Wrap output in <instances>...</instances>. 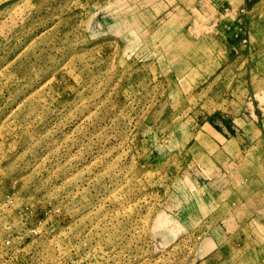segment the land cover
Wrapping results in <instances>:
<instances>
[{
	"label": "rangeland",
	"instance_id": "1",
	"mask_svg": "<svg viewBox=\"0 0 264 264\" xmlns=\"http://www.w3.org/2000/svg\"><path fill=\"white\" fill-rule=\"evenodd\" d=\"M259 197L264 0H0V264H264Z\"/></svg>",
	"mask_w": 264,
	"mask_h": 264
},
{
	"label": "bare ground",
	"instance_id": "2",
	"mask_svg": "<svg viewBox=\"0 0 264 264\" xmlns=\"http://www.w3.org/2000/svg\"><path fill=\"white\" fill-rule=\"evenodd\" d=\"M248 157H246L244 160V162L245 163H248L251 159L250 158H252V157H254L252 154H250V153H248V155H247ZM262 197H259L258 198V200L256 201V202H254V203H251V204H249L248 206L250 207V208H252V210L253 209H260V207L261 208H264V203H262Z\"/></svg>",
	"mask_w": 264,
	"mask_h": 264
}]
</instances>
